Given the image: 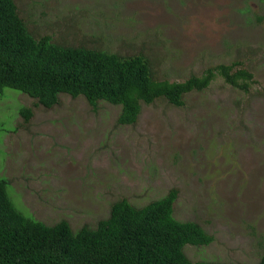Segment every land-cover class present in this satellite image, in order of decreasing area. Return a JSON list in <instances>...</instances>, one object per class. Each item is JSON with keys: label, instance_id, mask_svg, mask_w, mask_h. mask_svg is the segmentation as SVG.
<instances>
[{"label": "rangeland", "instance_id": "1", "mask_svg": "<svg viewBox=\"0 0 264 264\" xmlns=\"http://www.w3.org/2000/svg\"><path fill=\"white\" fill-rule=\"evenodd\" d=\"M264 0H19L40 35L85 41L121 55L138 52L169 82L216 65L243 63L246 90L219 75L182 107L142 106L135 125L120 107L60 95L48 110L12 89L0 94V179L16 208L46 225L94 228L110 204L134 205L179 192L174 217L215 238L190 259L256 264L264 252ZM252 13V14H251ZM253 16V20L250 17ZM32 111L24 123L20 109ZM99 218V219H98Z\"/></svg>", "mask_w": 264, "mask_h": 264}, {"label": "trees", "instance_id": "2", "mask_svg": "<svg viewBox=\"0 0 264 264\" xmlns=\"http://www.w3.org/2000/svg\"><path fill=\"white\" fill-rule=\"evenodd\" d=\"M18 1L0 0V94L6 88L16 90L34 99L37 107L54 108L62 94L82 96L95 112L100 101L119 106L117 124L132 126L143 105L165 100L182 107L186 95L205 91L216 75L243 90L253 76L235 61L181 82L159 80L141 52L124 56L85 41L73 45L61 35H40L20 15ZM254 20L264 23V4ZM20 115L27 123L32 111L23 107ZM8 186L9 180L1 178L0 264H242L187 256L189 247H207L215 238L197 222L174 217L176 188L137 206L119 198L94 228L83 225L74 232L65 220L50 226L26 216L10 198ZM256 264H264V252Z\"/></svg>", "mask_w": 264, "mask_h": 264}, {"label": "bare ground", "instance_id": "3", "mask_svg": "<svg viewBox=\"0 0 264 264\" xmlns=\"http://www.w3.org/2000/svg\"><path fill=\"white\" fill-rule=\"evenodd\" d=\"M99 219V218H98ZM101 219V218H100ZM100 221V220H99ZM97 224V223H96ZM112 227V226H111ZM111 229V228H110ZM106 231V230H105ZM107 232V231H106ZM162 234V233H161ZM123 240V239H122ZM125 241V240H124ZM29 243V242H28ZM110 243V242H109ZM125 244V243H124ZM129 244V243H128ZM134 244V243H133ZM117 245V244H116ZM130 245V244H129ZM167 245V244H166ZM154 246V245H153ZM107 247H109V246H107ZM127 247V246H126ZM152 247V246H151ZM108 249H110V248H108ZM124 250H125V248H124ZM165 250V249H164ZM26 251V250H25ZM34 251V250H33ZM129 252V251H128ZM127 253V252H126ZM133 253V252H132ZM138 254V253H137ZM151 255V254H150ZM126 256H127V254H126ZM137 256V255H136ZM143 256V255H142ZM39 257V256H38ZM125 257V256H124ZM134 258V257H133ZM125 259V258H124ZM142 259V258H141ZM140 259V260H141ZM32 261V260H31ZM40 261V260H39ZM42 261V260H41ZM40 264V263H39ZM123 264V263H122Z\"/></svg>", "mask_w": 264, "mask_h": 264}]
</instances>
